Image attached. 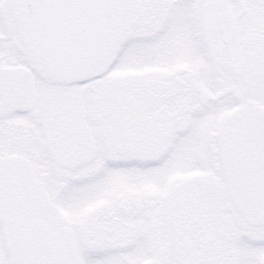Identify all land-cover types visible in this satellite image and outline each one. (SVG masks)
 <instances>
[{"label":"snow or ice","instance_id":"6c2138e0","mask_svg":"<svg viewBox=\"0 0 264 264\" xmlns=\"http://www.w3.org/2000/svg\"><path fill=\"white\" fill-rule=\"evenodd\" d=\"M0 264H264V0H0Z\"/></svg>","mask_w":264,"mask_h":264}]
</instances>
